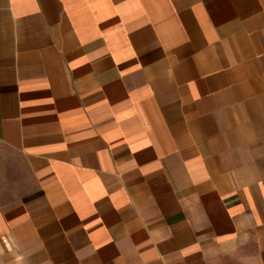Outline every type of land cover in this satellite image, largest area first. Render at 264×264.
Here are the masks:
<instances>
[{
    "label": "crops",
    "instance_id": "1",
    "mask_svg": "<svg viewBox=\"0 0 264 264\" xmlns=\"http://www.w3.org/2000/svg\"><path fill=\"white\" fill-rule=\"evenodd\" d=\"M0 264H264V0H0Z\"/></svg>",
    "mask_w": 264,
    "mask_h": 264
}]
</instances>
